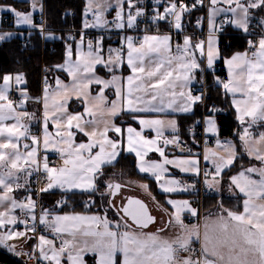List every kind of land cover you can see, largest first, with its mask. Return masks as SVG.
Here are the masks:
<instances>
[{
	"label": "snow or ice",
	"instance_id": "1",
	"mask_svg": "<svg viewBox=\"0 0 264 264\" xmlns=\"http://www.w3.org/2000/svg\"><path fill=\"white\" fill-rule=\"evenodd\" d=\"M128 8H135L133 14L131 11L127 14L126 26L133 28L137 17L145 15L142 8L137 7L139 0H87L84 10L85 17L89 14L93 17V22L85 19L83 28H105L109 21L104 18V14L112 7L116 8L112 25L117 29L125 27L124 4ZM154 5L161 4V0H153ZM204 0H196V5L203 6ZM221 4H227L228 7H220ZM235 5L233 7L232 5ZM43 11V5L40 0H30L32 11L23 13L11 6H0V12L10 11L15 17L17 26L28 25L37 27L33 23V12L37 9ZM264 8V0H209L208 22L211 29L207 39V67L212 68L215 59L218 57V50L215 48L216 33L221 30L222 24L230 23L236 28L249 30V21L251 19V9ZM181 0L177 5L175 0H169V5L161 13L157 9L155 15L151 17L153 23L156 21H165L175 29H182V14L191 11ZM227 15L231 13V18L222 21L221 25L214 23L215 18L220 14ZM172 17L173 19H168ZM238 17V18H237ZM261 26H264V18L260 19ZM40 34L45 39H52L51 35H45L43 26H40ZM18 35V33H0V41H4ZM69 39H72L69 37ZM128 46L127 63L133 75L127 77V88L120 84L121 78L116 76L115 70L122 59L120 50L109 49V57L105 60L101 55V45L97 41L94 45L91 40L87 42V51L82 50L83 35L81 41L76 43L75 60L72 59L73 48L69 44L66 48L64 63L57 68L66 71L71 77V85L64 84L59 77L56 78V91L53 92L45 81L43 96L44 105V146L53 144L54 150L58 151L63 158V166L49 167L47 159L43 162V171L47 173L48 184L39 192H48L53 189L70 191L78 189L89 193L98 191L96 181L104 175L105 167L114 166L117 162L122 148L119 140L109 138V132L120 134L122 129L114 123V118L123 113L133 114L136 119V113H187L192 111L196 102L203 100V94L193 96L191 91L185 92L187 85L195 79L194 72L201 66L197 61L196 51L200 55L204 53V41L191 44L188 36L184 37L183 45H177L173 55L170 46V36L163 35H145L143 42L139 47L134 46L135 38L128 36L125 38ZM249 48H256L249 55L248 52L236 53L225 63L229 69V82H223L219 79L218 83L223 85L227 93H241L245 99H233L232 103L236 106L237 119L241 125L248 119V127L239 134L241 146L250 158H254L262 165L260 168L247 167L241 169L237 175L230 177L229 191L232 195L243 194V211H236L224 208L220 204L221 213L217 223L220 228V235L212 237L209 235L207 222H205V231L201 237L199 226L188 227L184 224L182 213L187 212L192 216H197L198 212L191 206L188 200H168L175 211L168 215L167 221H161L162 226L157 228L156 232H147L150 225L157 221L149 213L147 206L140 200L128 198L127 204L122 208L123 215L120 219L113 222L107 218V215H54L47 209H41L38 222L45 229H50L54 239L60 241L59 247L54 243V239H48L45 235H39L38 244L34 245L31 253H22L16 251V245L9 244L7 241L17 238H28L27 233L35 235L37 231V216L34 213L36 202L31 196L25 197L27 202H17L10 193L12 192V183L18 180L11 169L4 173L0 171V246H5L9 251L17 256L28 255L30 259H35L38 264H62V258H66L68 264H87L85 257L93 255L95 264H264V132H260L258 138H254L250 129L253 125L264 122V35L258 41V46L253 41H248ZM115 53V56H113ZM175 64V67L173 65ZM97 65H102L108 72L113 73L111 79L105 80L95 75ZM147 65V67H146ZM173 77H175L173 79ZM3 83L0 84V102L8 100V92L12 87L14 80L16 85L23 83V74H17L14 77L5 74L2 77ZM154 81V82H153ZM103 85L97 96L92 99L99 103L95 106L101 109V117L106 112L111 119H103V130L98 125L101 121L96 119L97 112L88 106L87 97L89 96V85ZM114 87L116 99L108 101L104 95V90ZM177 88L180 89L177 92ZM63 90V94L59 90ZM75 92L77 98L85 96V114L91 116V119L83 120V114L70 115L67 113L66 104L69 99L68 91ZM60 95L59 101H53L55 112L49 116V94ZM21 96L28 98L25 91H21ZM110 106H107L109 105ZM213 112L218 111L213 107ZM32 117L27 112H17L13 102L0 103V137L7 133V144L0 143V167H4L8 162L11 168H17V162L22 158V154L16 150L17 144L13 140L19 141L26 137L28 128L21 123L22 118ZM69 129L75 127L79 132L88 136L87 143L76 144L73 140L74 133L68 131L66 136L61 135L59 141L49 140L47 132V121L52 119L59 127L65 122ZM6 120H14L15 123L6 125ZM207 127L205 132L216 133V122L211 117L205 121ZM141 131H136L132 127L127 128L128 132V152H134L137 158V167L139 172L148 173L154 177L159 186L165 193L176 191H193L194 184H184L177 187L181 182L176 180H166L164 175L167 173L166 165H174L183 172H191L199 175V162L195 158L184 160H170L165 157V148L158 146V141L163 135L165 128H170L173 139L165 138L163 145H179L177 121L175 119H140ZM87 125L93 126V131H85ZM144 128L152 129L156 132L155 139H145L141 132ZM33 143H37V138H32ZM56 143H63L64 147L56 148ZM217 147L223 149L225 156L218 159H212L214 172L205 171V184L208 189L219 191L220 179L223 171L234 165L237 158L236 146L228 140L216 141ZM151 146V147H149ZM25 149L29 145H24ZM11 148L12 152L5 154L4 149ZM98 149V150H97ZM149 151L158 152L165 157L162 163L148 161L145 157ZM183 151V150H181ZM36 148H32L27 153L26 159L36 164L35 169L26 170L28 175L33 172H39L40 166L37 163ZM191 155V153H190ZM217 153L211 149L205 148L204 160L208 161L211 157H216ZM252 174H257L258 179H253ZM211 175V180L207 177ZM233 186L238 189V193L233 191ZM17 188H25V185L16 184ZM147 188V185H141ZM108 194L114 196L121 188L119 183L108 182L106 185ZM103 196L104 193H101ZM64 203L58 201L57 205ZM91 201L86 202L87 204ZM112 202L109 201V207ZM20 209L25 215H30L34 223L29 226L25 224V231H14L9 225H16L19 220L13 211ZM117 209V215L120 214ZM231 225V232L229 226ZM169 228H177L179 231L172 239L163 238L160 234ZM139 230V231H137ZM201 241V247L197 250L193 248V240ZM34 256L32 253H37Z\"/></svg>",
	"mask_w": 264,
	"mask_h": 264
},
{
	"label": "crops",
	"instance_id": "2",
	"mask_svg": "<svg viewBox=\"0 0 264 264\" xmlns=\"http://www.w3.org/2000/svg\"><path fill=\"white\" fill-rule=\"evenodd\" d=\"M23 1L28 3V5H29V0H23ZM4 4H6V6H11V5H9L8 3H5V2H4ZM16 10H18V9H16ZM253 10H254V12H255V14L257 16V17H254L256 22H257L258 18L264 17V8H258V9H253ZM257 10H261V13L258 14ZM18 11L26 12V11H29V10H18ZM6 12L9 13L12 16V20L15 21V17L10 11H3V12H1V14L6 13ZM222 15H225V14L222 13ZM225 16H226V19L231 18L230 14H227ZM227 24H228V28H232V29L238 30L240 32L243 31V29L236 28L235 26H233L230 23H227ZM258 25L260 26V23H258ZM13 27L16 28V29H31L32 28V27H21V26L16 27L14 25V23H13ZM47 35H51L52 36V34H49V33ZM150 36H153V35H150ZM79 41L80 40H76V41H67V40H65L64 41V54H65L67 46L69 44H71L72 48H73V60H75L76 43L79 42ZM98 41L100 42V45H101V55H102V57L105 60H107L108 57H109V49L110 48L111 49H115V50H120L114 45V42H110V41H108L106 39H100ZM142 42H143V40H142ZM126 49H127V45L122 51L120 50L122 52V59H121V62L119 63V65L116 68L115 73H114L116 76L121 78L120 84L124 87L125 91H126L127 83H128L127 82V77L129 76V69H128V67H126V65H125V63L123 61L124 60V53L126 52ZM82 50L83 51H87V45L85 43H83ZM113 56H115V53H113ZM64 59H65V55H64ZM64 59H63V61H64ZM226 59L227 58L223 59L222 69L227 74V70H226V66H225L226 65V63H225ZM63 61L61 63H59V64L54 65V70H55L54 71V75L55 76L50 81V83L47 85L53 92L56 91V82L55 81H56L57 77H59L60 80L64 84L71 85V83H72L71 77L67 74V72L59 70L57 68L58 65L63 64ZM58 73H61L62 75H59ZM15 75H17V74H13L12 76L14 77ZM95 75L101 77L102 79L108 80V79H111V76L113 75V73L108 72L102 65H97L96 68H95ZM194 76H195V79H193L191 81V83L185 87V89H184L185 92H188L192 88L193 85H195V84H197V83H199L201 81V80H198L199 76H198L197 69L194 72ZM174 78L175 77H173V79ZM214 81L217 84V80H214ZM228 82H229V80H228ZM0 83H1V81H0ZM23 85H24V81L20 85H16L14 80H13L12 81V87L9 90V92H14L16 94L17 98L13 99V100L8 99L7 101H2L0 103H7L8 101H12L17 112H21V113L27 112L32 118L28 119L27 117H24V118H22L21 123L26 125L27 128H28L29 125L32 124L33 120L36 118V116H35L36 115V107H35V105L29 106L26 103L27 99H25V97L20 95L21 91H24ZM102 87H103V85H96L95 83L89 85V90L88 91H89L90 94L87 97L88 106L90 108H92L94 111L97 112L96 119L98 121H101L99 123V125H98L100 130H103V122H102V120L103 119H111L110 117L107 116L106 112L104 113L103 117H101L100 112L102 111V108L104 106H102L101 109H97L95 106L99 102L97 100H95V99H92L93 97L97 96V94L100 92V89ZM44 89H45V87H44ZM44 89L41 91L40 96L38 97V105L43 110V114H44V111H45L44 105H43ZM222 89H223L224 95L228 98L229 105L234 110L235 118L237 119V115L238 114H237V111H236V106L233 105L232 101H233V99L237 98L238 93H236L235 96H234L232 93H227L225 91V89L223 88V86H222ZM59 91H60L61 94H63V90L62 89L59 90ZM179 91H180V89L177 88V92H179ZM68 95H69V99H68V102L66 104L67 113L80 111L81 113L84 114L85 117H87L88 119H91V116H89L88 114H85V103H84L85 102V96L81 95L79 98H77L76 93L72 92L70 89L68 91ZM104 95L108 98L109 102L111 100L116 99L115 88L114 87H109V88L105 89L104 90ZM192 95L196 96L197 94H192ZM60 99H61L60 95H53L52 92H50L49 100H48L49 113H52V112L56 111V109L53 107V101L54 100L59 101ZM71 102H73V103H72V107L70 109L69 105H70ZM107 106H110V104L107 105ZM195 111H199V116L195 118L193 123L198 124V125L201 126V129H202L201 134L204 135V138H205L203 146L201 145L200 138L198 136L189 135V134H187V135L184 134L183 135L182 134V130H181V126H180V120H179L178 116L192 117V115L195 113ZM216 115L217 114H206V115H203L202 102H196L193 105V107H192V111L187 112V113H174V114L173 113L157 114V113H151V112L136 113L135 114L136 119H133L132 118L133 114L125 112L122 115H119L118 117L114 118L115 125L117 127H120L122 129V132L120 134H117L115 132H109L108 133L109 138H112L114 140H119L120 141V146H121L122 151L124 153L134 156L135 168L137 169L138 172H139V169L137 167V158H136L135 153L134 152L130 153V152L127 151V148H128V132H127V128L128 127H132L136 131H141V125L139 124V120L140 119H157V118H159V119H163L165 121L170 120V119H175L177 121L178 136H182L183 135V137L186 138V140L189 142V144L195 150L201 151V155H199L197 153V151H195L191 155L189 154L191 156L190 158H195V159L198 160V162H199L198 166H199L200 169H201V164H203V163L206 164V166L208 167L209 170H205V171H208V172H214V168H213V165H212V162H211L212 159H218L221 156H225V152L223 151V149L217 147V143H216L217 139H219L220 141H225L224 140L225 138L236 139L237 140L236 150H237L238 155H237V158L235 159L234 165L229 167V168H226L223 171L221 177H219V179H220L219 191L216 192L215 195L206 198L207 199V203H206L205 207H204V203H203L201 211L196 206V208L198 209V211H197L198 215L197 216H200V220L203 223V226L205 225V222H207V225H208L207 231H208L209 235L212 236V237H215V236H218V235L221 234L219 225L217 223L218 216L221 215V214L226 215V213H221L220 204H222L224 208H227V209H230V210L243 211V200H244L245 197L243 196V194H238V195L234 196V195H232L230 193V191H229L230 177L233 176V175H237L238 172L241 171L242 167L243 168H247V167H251V165H254V166L256 165L257 168H260L262 166L259 161H257L254 158H250L247 154L244 153V149L241 147V143H240V141L238 140V137H237L238 134L240 133V131L242 130V128L240 129V125H239L238 120H237L238 129L234 133L233 136L231 135V136L220 137V136H218V125H217V122H216ZM209 117L214 119L215 122H216V128H217L216 133H207V132H205V128L207 127V125L205 124L204 121L207 118H209ZM117 118H119V119H117ZM43 120H44V115H43ZM51 121H52V119H49L47 121V124L50 125V128H52ZM44 122H45V120H44ZM4 123L6 125H11V124H14L15 121L14 120H6ZM245 127H248V126H245ZM85 131H87V132L93 131V126L92 125H87L85 127ZM251 132H252V135H253L254 138H258L259 132H256V131H251ZM141 135L145 139H155L156 138V132L154 130H152V129H149V128H144L143 131L141 132ZM6 137H7V133H5V135L3 137H0V143L7 144L8 141H7ZM80 137L82 138V140L87 142L88 136H86L84 133H80ZM165 138L173 139V135H172V132H171L170 128H165L163 130V135L160 137V139L158 141V146L165 148V157L167 159L171 160L172 157H174L172 155H174L176 153H173L170 150L172 145H168L166 147L163 145V140ZM210 139H213V141H210ZM13 143L17 144V149L16 150H18L22 154V158L17 162V168H14V169L11 168V163L8 162L6 166L0 167V171H2L4 173H7L11 169V171L17 177H18V175L20 173H24L26 176H29L28 175V171H26V170L34 169V164L31 163V161L26 159L27 153L29 151H31L32 148H36L37 152H36L35 159L37 160L38 151H39V153H41V152L43 153L44 151L41 150V152H40V149L36 146V143L35 144L33 143V140L30 138L29 134H27L26 137L20 138L19 141L13 140ZM24 145H29L30 147L25 149ZM149 147H151V146H149ZM205 148H208V149H211V150L215 151L217 153V156L216 157H211L210 160H208V161L204 160ZM12 151H13V149H11V148L4 149L5 154L10 153ZM192 155H196V156H192ZM165 157H162L158 152L149 151L148 155L145 157V159L148 160V161H156V162L162 163ZM190 158H188V159H190ZM62 162H63V158L61 157V162H60L59 166L60 165L62 166V164H63ZM166 168H167L168 171L163 177L166 180H176V181L181 182L180 176L197 175V174L191 173V172H183V171L180 170L179 167L171 165V164L170 165H166ZM139 173H141V172H139ZM113 174L114 173H110L108 175V177L106 179V180H108V182L110 180V177ZM141 174L146 175L147 177H150L156 183L157 189L160 192L165 193L162 190V188L159 186L158 182L156 181V179L154 177L150 176L148 173H141ZM203 178H204V181H205L206 180L205 175H204ZM211 178H212L211 175L207 177L208 180H211ZM252 178L253 179H258L259 177H258L257 174H252ZM16 184H17V180H14L13 183H12V189L13 190L11 192L12 194H14V199L16 198L17 191H18V189H16ZM126 185H127L126 187L131 188V189L132 188H138V189H136L138 193H136L135 190L133 189L132 190L133 191L132 194L138 195V196L144 198L150 205L149 200L152 201L154 197H153L151 191L149 190L147 182L137 180L136 181V185H134V186L131 185V184H126ZM140 185H147V188L146 189L143 188L144 189L143 190L140 187ZM183 185L184 184L181 182V184L177 185V187H181ZM53 190H58V189H53ZM233 191L238 193V189H235L234 186H233ZM0 192L2 193V191H0ZM183 192H185V191H176V192H172V193H183ZM98 193H103L102 192V188L100 190H98ZM211 198H213V199L211 201H208ZM205 200L203 202H205ZM166 205H167V203H166ZM104 207H107V209H109L108 210V215H107V218L109 220L113 221V218H112L113 216L111 215V212L114 214L115 217L120 218L115 213V210L113 208L109 207L108 204H106L105 206H101L100 205L97 210L89 212V213L94 214V215H97L99 213H103L102 211H105ZM154 209L157 210L158 208L154 207ZM168 210H171V208H170V206L167 205L166 206V210L162 209V211H161L162 212L161 219H163L164 221L168 220V215H166V213L169 214ZM19 211L20 210L17 209L18 213H19ZM151 211H152V209H151ZM204 211H205V214H204ZM19 220H20V218H19ZM161 226H162V224L160 222L159 223L156 222L154 225H150L149 228L146 231L156 232L157 228H159ZM229 232H231V225L229 226ZM194 241L197 243L198 247L200 248L201 247V241H197L195 239H194ZM10 242H15V244L17 246L16 247V251H18L20 248H23L26 245V243H27V242L23 241V237H21L19 239H14V241H7V243H9V244H10ZM57 247H59V246H57ZM85 259H86L87 264H95V257L93 255H87L85 257ZM62 264H68V261H67L66 258H62Z\"/></svg>",
	"mask_w": 264,
	"mask_h": 264
},
{
	"label": "built area",
	"instance_id": "3",
	"mask_svg": "<svg viewBox=\"0 0 264 264\" xmlns=\"http://www.w3.org/2000/svg\"><path fill=\"white\" fill-rule=\"evenodd\" d=\"M177 5L180 4L181 0H175ZM183 3L191 8L192 10L186 13L182 14L181 23L183 25L182 29H175L173 26H171L167 20L165 21H156L153 23L151 20V17L155 15L156 10L158 9L159 12L163 13L165 7L169 5V0H161V4L154 5L153 0H139V3L137 4V7H140L145 12V15L137 17L135 26L133 28H127L126 26V19L127 14L129 11H131L133 14L135 13L136 9L128 8V4H124V19H125V27L123 29H117L112 25V21L114 20L116 8L109 10L107 13L104 14V18L109 21V25L105 28H88L84 29L83 25L81 27H68L66 30L68 32V36L72 39L70 40H80L83 35V41L87 44L89 40H91L93 43H95L100 38H107L111 42L113 41L115 46L119 49H123L125 46V38L128 36H132L135 38L134 40V46L139 47L142 43V39L145 35H163L167 34L170 36V46L171 51H175L177 45H183L184 37L188 36L190 38L191 44L195 45L197 42L204 41V53H205V43L208 39V36L210 34V27L208 22V6H209V0H204L203 6L196 5V7H192L196 0H183ZM83 22H85V19H87L89 22H93V17L91 14H89L87 17L83 18ZM168 19H173L172 17H168ZM34 23L37 26L36 31L40 33V26H43L44 31H47V28L45 26V13L44 9L43 11H38L34 15ZM226 20L225 15H218L214 23L216 25H221L222 21ZM10 17L4 16V27L10 28ZM228 27L227 23L222 24L221 30L216 33V36H220ZM256 28L255 21H253V18L250 20L249 24V30L246 33V49H248L250 52L255 51L256 48H249L248 41H253L257 45V39L256 35L254 33V29ZM30 33L31 32H22L18 33V35L14 36V39L16 40L17 44H19L22 47L31 45L30 42ZM42 36V35H41ZM43 39V36H42ZM50 50H54L53 47L50 48ZM197 52V51H196ZM176 53V52H175ZM200 60L202 62V71L198 77V80H201L199 83L192 86V88L189 90L191 91V94H197L201 95L203 94V100L202 102V110L203 115L206 114H223L226 112V108L223 105L217 104L215 102H207V75L208 73L211 74L214 80H220L223 82H228L229 78L227 74L222 69L221 65L214 66L212 68L207 67V60L205 57V54L203 56L200 55ZM40 85L41 88H43L45 85V81H47V85L50 81V77L46 76L44 74V71L42 70L41 78H40ZM217 84L222 87L223 85L218 83ZM9 99H15L17 98L16 94L13 92L8 93ZM213 107L215 109H218V111L213 112ZM42 115L43 110L41 108L38 109L37 112V119L35 123L31 124L28 128L29 135L31 139L33 137L37 138V142H40L41 140V121H42ZM201 126L198 124H191L187 126L186 132L191 135H196L200 138V143L203 146L204 145V135L201 134ZM179 139V145H172L171 151L173 153H179V154H192L195 151L201 155V151L195 150L187 140L183 138ZM210 141H213V139H210ZM183 150V151H181ZM42 159H47V162L49 165H58L60 163V157L58 155H45L42 156ZM209 170L206 164H201V169L199 175H192V176H180V180L183 184H194L195 189L193 191L186 192L187 196L190 198L191 201L194 202L195 207L197 206L199 210L201 211L202 208V202L206 197H210L216 194V190L214 189H208L205 181H204V171ZM19 179L17 180V183L25 185L27 189L25 188H17L19 193L16 196L17 202H24L27 201L24 200L25 197L31 196V198L36 202V207L33 210L34 213L37 216V220L35 223H37V231L35 235L31 232L27 233L28 238L30 239L31 246L27 248L21 249L19 252L22 253H31L32 248L34 245L38 244V237L39 235H45L48 239H54V237L50 233V229H45L43 225H39L38 217L40 214L41 209H55L58 206H63L66 203V199L64 197H61L57 200L61 201L63 200L64 203L57 205L55 207L50 206H44L43 205V193L39 192L40 189H44L47 187L48 180H47V173L43 171V169L40 168L39 172H33L31 175L26 176L24 173H20L18 175ZM47 207V208H46ZM184 219L187 223L191 225L199 226L200 223V216H191V215H185ZM20 220L23 221L19 224L18 230L25 231V224H28L31 226L34 221L31 219L30 215H25L20 210ZM54 243L56 246H59L60 241L58 239H54ZM193 248L199 249L197 243L193 241ZM34 256L38 255L37 253H32ZM19 259L23 262V264H38V261L35 259H30L28 255H21L19 256ZM47 264V262H45Z\"/></svg>",
	"mask_w": 264,
	"mask_h": 264
},
{
	"label": "trees",
	"instance_id": "4",
	"mask_svg": "<svg viewBox=\"0 0 264 264\" xmlns=\"http://www.w3.org/2000/svg\"><path fill=\"white\" fill-rule=\"evenodd\" d=\"M0 2L8 3L13 8L18 10H29L28 3L23 0H0ZM84 10L85 0H44L45 26L49 31L48 33L52 34V37L57 38L42 39L41 35L37 31H33L29 37L31 42V45L29 46H20L17 44L14 37L0 42V81L5 74H23V89L28 95L26 103L29 106L35 105L36 110L38 106L37 98L41 93L40 78L42 70L46 76L50 77L51 80L54 76V65L61 63L64 59V41H73L69 39L66 29L68 27H81L83 25ZM4 16H9L10 21L12 20L9 13H3L1 15L2 25H4ZM18 30L26 32L28 29ZM217 46L219 58L216 65L222 66L223 59L225 57L229 56L234 51L246 48V36L238 30L227 28L218 37ZM51 47H53L54 50L51 51ZM58 74L62 75L61 73ZM206 81L207 102H215L226 108L225 113L216 115L218 136H233L238 129V123L235 118L234 110L229 105L228 98L224 95L222 87L215 83L211 74L208 73ZM72 103L73 102L69 105L70 109L72 107ZM198 116L199 111H195L192 117L178 116L183 135L186 134L184 132L186 127L193 124L195 118ZM103 172L104 175L96 181L98 190L102 188L103 193L107 192L106 184L108 183V180L106 179L108 175L110 173H114V176L118 175L122 178H131L147 182L149 190L154 197L153 202L161 205V207L165 210L167 205L164 199L166 197L186 196L184 193L168 194L160 192L157 189L156 183L150 177H147L137 171L135 168L134 156L126 154L123 151H121V154L114 166L105 167ZM113 175L110 178H114ZM68 194L69 201L71 202L67 205L59 207L58 209L61 210L60 212H92L97 210L100 205H106L101 193H98V191L95 193L85 191H69ZM105 194L106 193H104V195ZM61 196L62 193L58 190L44 192L43 205L50 206L51 208L55 207L57 200ZM88 197L90 199L89 201H91L90 206L85 205V200H87ZM212 199L213 198L208 201H211ZM206 203L207 199L204 202V207ZM0 264H23V262L14 252L0 246Z\"/></svg>",
	"mask_w": 264,
	"mask_h": 264
},
{
	"label": "rangeland",
	"instance_id": "5",
	"mask_svg": "<svg viewBox=\"0 0 264 264\" xmlns=\"http://www.w3.org/2000/svg\"><path fill=\"white\" fill-rule=\"evenodd\" d=\"M243 2L246 4L247 3V0H243ZM40 3L43 5V0H40ZM86 4H87V0H85V7H86ZM0 6H3V7H7L6 6V4H4V3H1L0 2ZM233 7H235V5L233 4L232 5ZM220 7H228V5L227 4H221L220 5ZM29 11H32V9H31V7H30V0H29ZM29 11H26V12H23V13H27V12H29ZM37 11H40V9H39V5H38V7H37V9L33 12V14L35 13V12H37ZM250 12H251V19L253 18V21H256L255 20V18L254 17H257L256 16V14H255V12H254V10L253 9H251L250 10ZM257 12H258V14L259 13H261V10H257ZM228 14H230V17H231V13H228ZM1 12H0V26H1ZM238 18V17H237ZM261 18H264V17H260V18H258V20H257V22L258 21H260V19ZM250 19V20H251ZM250 22V21H249ZM255 22V24H256V28L253 30L254 31V33H255V35H256V39H257V46H258V41H259V39L261 38V36L262 35H264V26H261V24H260V26L258 25V23H260V22ZM12 23H14V25L16 26V27H18L16 24H15V21H13L12 20ZM21 27H29L28 25H21ZM261 27V28H260ZM12 31V33L13 32H15L14 30H8V29H0V33H8V32H11ZM243 33H246L244 30L242 31ZM217 42H218V37L216 36V43H215V48L218 50V46H217ZM84 52H86V51H84ZM245 52H248L249 53V55L251 54V52L248 50V49H243V50H237V51H234V52H232L229 56H227V57H225V58H227V59H230L234 54H236V53H245ZM172 54L173 55H175V51H172ZM207 54V43H206V46H205V55ZM64 55H66V51H65V54ZM127 55H128V46H127V49H126V52L124 53V63H125V65H126V67H128V69H129V76L130 75H133V73H132V71H131V69H130V67L128 66V63H127ZM196 57H197V61H198V63L200 64V66L202 67V62H201V60H200V52H199V50H198V52H196ZM76 58V57H75ZM218 58H219V55H218V57L215 59V61H214V63H213V66H216V62H217V60H218ZM72 59H73V56H72ZM226 59V60H227ZM65 60V59H64ZM206 60H207V58H206ZM63 63H64V61H63ZM226 66V70H227V75H228V78L230 79V77H229V69H228V65L226 64L225 65ZM146 67H147V65H146ZM173 67H175V64L173 65ZM199 68V69H197V70H199L200 72L202 71V68ZM3 83V81L1 80V83L0 84H2ZM246 97H244L241 93H238V95H237V98H235V99H237V100H242V99H245ZM53 113V112H52ZM52 113H49V116H51V114ZM68 114H70V115H75V114H83V113H81L80 111H78V112H69ZM44 115V114H43ZM43 115H42V122H41V140H40V142H37L36 143V146L40 149V152H41V150L42 151H44L42 154L41 153H39V151H38V154H37V163L39 164V166H40V168L41 169H43V162H44V160L42 159V156H45V155H52V154H56V155H59L60 156V154H59V152L58 151H56V150H54V147H53V144L52 143H50L49 145H48V147L47 148H45V146H44V133H45V122H44V120H43ZM83 120H88V118L87 117H85L84 116V114H83ZM36 119H37V117H36ZM36 119H34L35 121H36ZM248 119H250V118H245V123L243 124V125H241V122L238 120V119H236V120H238V122H239V125H240V129L242 128V130L240 131V133L239 134H242L243 133V129L245 128V126H248V123H247V121H248ZM33 120V121H34ZM66 120H67V118L65 117V122L62 124V125H60L59 127L57 126V124H56V122L55 121H51V125H52V128H50V125H48L47 124V132L49 133V140L50 141H53V142H57V141H59V139H60V136L61 135H64V136H66V134H67V132L68 131H71V132H73L75 135H74V137H73V140H74V142L76 143V144H79V143H87L88 142V140H87V142H85L84 140H82V138L80 137V133L81 132H79V130L78 129H76L75 127H73V128H71V129H69L68 127H67V123H66ZM100 129V128H99ZM250 131H256V132H264V122H262V123H258V124H256V125H253V127L250 129ZM239 134H238V140L240 141V139H239ZM224 140H228V141H231L235 146H236V143H237V140L236 139H231V138H225ZM240 143H241V141H240ZM55 147L56 148H61V147H64V144L63 143H56V145H55ZM242 147V146H241ZM243 148V147H242ZM98 150V149H97ZM244 153L245 154H247L245 151H244ZM168 154V153H167ZM188 155V156H187ZM172 156H174V157H172V159L171 160H177V161H179V160H184V159H188V158H190L191 156L189 155V154H178V153H176V154H174V155H172ZM192 156H196V155H192ZM63 163V162H62ZM36 164H34V169L36 168ZM62 166H63V164H62ZM49 167H61V165L59 166V165H54V166H52V165H49ZM251 167H256L257 168V166L255 165H251ZM114 176V175H113ZM111 180L112 179H115V180H117V181H119V182H122V183H124V184H131V185H136V179H131V178H122L121 176H114V178H110ZM97 183V182H96ZM139 183V182H138ZM140 187H141V185H140ZM142 189H143V187H141ZM135 190V192L136 193H138L137 192V190L136 189H138V188H132L131 190ZM145 189V188H144ZM143 189V190H144ZM58 191L59 192H61L62 193V196L61 197H64L65 199H66V203H65V205H67L68 203H70L71 201H69V197H68V193H69V191H63V190H60V189H58ZM70 191H80V190H78V189H75V190H70ZM139 191V190H138ZM106 194L105 195H103L102 197H103V199H104V203L106 202V204H108V192H105ZM140 193V192H139ZM184 194H186V192H183ZM0 194H2L1 192H0ZM10 195L14 198V194H12V193H10ZM187 196V195H186ZM178 196V197H166L164 200H165V202L166 201H168V200H175V201H181V200H188L190 203H191V206L193 207V208H195L197 211H198V209L195 207V204H194V202L193 201H191L190 200V198L187 196ZM60 197V198H61ZM116 199H117V197H115L114 198V203L116 202ZM89 197L87 198V200H85V205H86V202H89ZM149 202H150V204H155V205H157V206H154V207H157L158 209L157 210H155L154 209V212L156 213L155 215H156V219H157V217H158V220H157V222L159 223H161V221H164L163 219H161L159 216H161L162 215V209H163V207H161L159 204H156L155 202H153V201H151V200H149ZM167 203V202H166ZM204 202H202V204H203ZM91 205V203H89V204H87V206H90ZM167 205L168 206H170V208H171V210H168L169 211V214H171V213H173L174 211H175V209L170 205V204H168L167 203ZM60 206H58V207H56V208H59ZM47 208V207H46ZM18 209V208H17ZM17 209H15L14 211H13V215H15L18 219H19V213L17 212ZM161 209V210H160ZM5 209L4 208H0V211H4ZM48 210V209H47ZM104 210L105 211H102L103 213H99V214H97V215H101V216H103V215H108V210L109 209H107V207H104ZM61 210H59V209H56V210H54V211H52L51 209H50V212L51 213H53L54 215H76V214H79V215H94V214H91V213H89V212H80V211H77V212H75V211H73V212H70V211H63V212H60ZM204 214H205V211H204ZM111 215L113 216L112 218H113V222H115V221H117V220H119L120 218H118V217H115L114 216V214L111 212ZM184 215H190V214H188L187 212H185V213H182V219H183V222H184V224L185 225H187L188 227H192L193 225H191V224H189V223H187V222H185V220H184V218H183V216ZM192 216V215H191ZM19 225V222L16 224V225H9L8 227L9 228H12L14 231H20V230H18V226ZM199 229H200V233H201V237H203V233H204V231H205V227L203 226V223L202 222H200L199 223ZM137 231H139V230H137ZM179 231V229H177V228H169V229H167L166 231H164V232H162L160 235L163 237V238H166V239H172V238H174L175 237V235L177 234V232ZM21 232H23V231H21ZM147 232H149V231H147ZM17 239H19V238H17ZM9 241H14V239H11V240H9ZM10 244H14V245H16L15 244V242H10ZM3 247H5V246H3ZM7 248V247H6ZM89 258V257H88Z\"/></svg>",
	"mask_w": 264,
	"mask_h": 264
},
{
	"label": "water",
	"instance_id": "6",
	"mask_svg": "<svg viewBox=\"0 0 264 264\" xmlns=\"http://www.w3.org/2000/svg\"><path fill=\"white\" fill-rule=\"evenodd\" d=\"M110 182L119 183L121 185V188L119 189V191H117L116 195L112 196V195L108 194V204H109V201L112 202V206L111 207L115 210L116 213H117V209L121 210L120 214L118 215L119 217L123 215L122 208H123V206L125 204H127V199L128 198H134V199H138V200L142 201L147 206V208L149 210V213L156 218V215L154 213H152V211H151L149 203L144 198H142V197H140L138 195L128 194V195L125 196V199L122 202L118 203V206H114V204H113L114 197L117 196L120 193L121 189L126 187L127 185L122 183V182H119L117 180H111Z\"/></svg>",
	"mask_w": 264,
	"mask_h": 264
},
{
	"label": "flooded vegetation",
	"instance_id": "7",
	"mask_svg": "<svg viewBox=\"0 0 264 264\" xmlns=\"http://www.w3.org/2000/svg\"><path fill=\"white\" fill-rule=\"evenodd\" d=\"M133 193V191L131 190V188H128V187H124V188H122L121 189V191H120V193L117 195V199H116V202H115V206H118V203L119 202H122L124 199H125V196L126 195H128V194H132ZM154 206H156L155 204H150V207H151V209H152V211H153V213H155L154 212ZM156 210V209H155ZM156 214V213H155ZM160 218H161V216H159ZM157 220H158V217H157Z\"/></svg>",
	"mask_w": 264,
	"mask_h": 264
}]
</instances>
